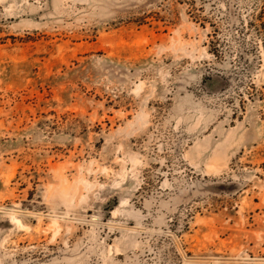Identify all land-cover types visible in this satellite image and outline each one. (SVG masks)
I'll return each instance as SVG.
<instances>
[{
  "label": "rangeland",
  "instance_id": "obj_1",
  "mask_svg": "<svg viewBox=\"0 0 264 264\" xmlns=\"http://www.w3.org/2000/svg\"><path fill=\"white\" fill-rule=\"evenodd\" d=\"M0 264H264V0H0Z\"/></svg>",
  "mask_w": 264,
  "mask_h": 264
}]
</instances>
